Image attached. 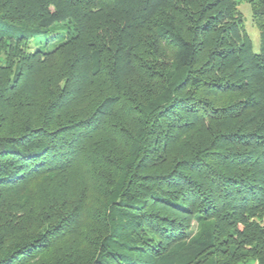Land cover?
Wrapping results in <instances>:
<instances>
[{
	"label": "trees",
	"instance_id": "16d2710c",
	"mask_svg": "<svg viewBox=\"0 0 264 264\" xmlns=\"http://www.w3.org/2000/svg\"><path fill=\"white\" fill-rule=\"evenodd\" d=\"M246 1L0 0V264H264Z\"/></svg>",
	"mask_w": 264,
	"mask_h": 264
},
{
	"label": "rangeland",
	"instance_id": "374dc122",
	"mask_svg": "<svg viewBox=\"0 0 264 264\" xmlns=\"http://www.w3.org/2000/svg\"><path fill=\"white\" fill-rule=\"evenodd\" d=\"M237 4L243 19L244 28L251 40L252 50L257 52L259 50V30L253 20L250 4L246 0H237ZM62 26V24H58L52 30L47 31V42L44 40V37L32 39L29 43V50L33 51L37 47H40L43 51L50 50L55 44L62 40V36L65 34L64 30L61 29ZM194 228L195 224H192L190 229Z\"/></svg>",
	"mask_w": 264,
	"mask_h": 264
}]
</instances>
